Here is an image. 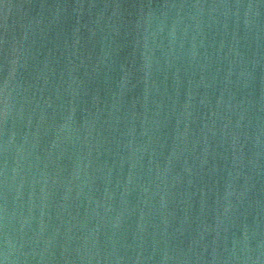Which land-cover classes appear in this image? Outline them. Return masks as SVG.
<instances>
[{
	"label": "water",
	"instance_id": "water-1",
	"mask_svg": "<svg viewBox=\"0 0 264 264\" xmlns=\"http://www.w3.org/2000/svg\"><path fill=\"white\" fill-rule=\"evenodd\" d=\"M0 264H264V0H0Z\"/></svg>",
	"mask_w": 264,
	"mask_h": 264
}]
</instances>
